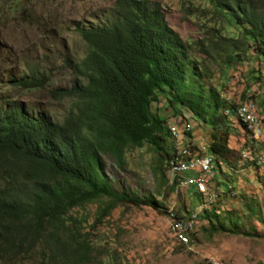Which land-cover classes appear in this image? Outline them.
I'll return each instance as SVG.
<instances>
[{
    "label": "trees",
    "instance_id": "16d2710c",
    "mask_svg": "<svg viewBox=\"0 0 264 264\" xmlns=\"http://www.w3.org/2000/svg\"><path fill=\"white\" fill-rule=\"evenodd\" d=\"M201 1L204 36L195 42L182 39L168 25L158 0H114L91 21L74 22L71 27L84 45V54L73 63L63 61L74 75L72 86L52 91L71 101L61 121L30 103L0 98V264H105L104 259L95 262L93 246L70 212L101 203L93 226L117 204L165 213L153 196L117 192L104 175L103 156L122 167L127 150L143 147L158 155L163 184H168L166 170L174 174L168 185L171 191L179 185L173 168L186 159L183 151L210 157L212 168L205 183L220 196L210 205L202 202L210 192L192 190L197 206L204 204L199 218L206 220L211 235H253L244 230L245 220L219 206L231 191L222 189L216 175H226L223 164L234 167L232 143H241L238 161L251 156L256 139L235 110L244 102H254L222 98L223 84H213L212 72L198 62L195 52L227 69L253 63L246 73L248 80L264 88V0ZM27 4L0 0V16L10 13L23 21L30 17L24 11ZM47 78L43 64L24 61L6 86L41 89ZM260 92L259 107L264 111V91ZM183 111L209 128L203 145L190 140L192 130ZM242 152L247 158L240 156ZM200 173L195 171L183 187H196L193 180ZM244 205L249 219L255 211ZM172 213L176 216L177 211ZM179 219L189 216L180 214Z\"/></svg>",
    "mask_w": 264,
    "mask_h": 264
},
{
    "label": "rangeland",
    "instance_id": "374dc122",
    "mask_svg": "<svg viewBox=\"0 0 264 264\" xmlns=\"http://www.w3.org/2000/svg\"><path fill=\"white\" fill-rule=\"evenodd\" d=\"M158 1L162 3L168 25L182 39L195 42L204 36L200 29V17L205 4L201 0ZM26 2L28 4L24 6L25 13L31 18L46 19L50 26L40 31L45 37L41 39L34 27L21 25L18 19H13L12 14L7 13L2 18L0 16V72L5 70L6 63H12V68L17 71V65L22 60L39 62L46 69L48 82L41 90L19 91L8 88L4 93L2 86L5 85L7 76L1 74L0 98L31 102L46 109L56 120L61 121L69 111L71 101L55 95L52 91L72 86L74 75L68 67L63 66V61L73 63L80 60L84 54V45L73 31H63L55 25L66 26L71 21H91L93 17L96 18L112 7L114 0ZM193 55L191 52V56ZM195 57L199 63L210 69L213 84H223L220 90L225 91L221 94L222 98L229 97V100L235 103L252 100L256 107L261 131L257 137L251 132L256 139H253L255 146L251 156L247 158L245 153L243 158L248 161H238L241 143H232L234 152L230 160L234 167L223 164L222 170L226 175H216L222 189L227 190L230 187L231 191L219 200V206L234 213L242 222L245 220L244 230L253 235L247 237L222 232L211 235L206 220L199 218V210L204 204L197 206L198 199L192 190H181L179 185L174 191L169 190L171 172L166 170L165 179L168 184H163L160 172L157 171L158 155L143 147L127 150L122 167H118L111 157L103 156L104 175L117 192H133L138 197L151 195L160 202L166 212L160 213L145 206L137 208L129 204H117L107 216L93 226L101 203H88L73 209L70 215L79 220L81 232L87 234L93 246V254L97 257L95 262L104 259L105 264H264V111L259 107L263 93L260 89L264 91V88H258L257 84L254 85L248 80L246 73L254 67L251 65L253 63L234 65L227 69L201 53L195 52ZM242 95L245 96L244 99ZM182 114L192 130L190 140L203 145L209 128L192 120L189 112L183 111ZM173 120L170 118L168 124H172ZM239 135L242 136L240 132ZM253 161L255 164L251 165ZM194 173L182 174V178L191 179ZM190 187L193 188H183ZM208 187L212 188L210 185ZM218 189L220 193L223 192L221 188ZM207 191L212 192L208 189ZM217 199H209L207 196L203 197L202 202L213 205ZM244 203L255 211L249 219H246L248 210ZM195 208L198 212L193 218L196 222L194 235L187 243L182 242L171 230L167 215L170 211L191 214L196 212Z\"/></svg>",
    "mask_w": 264,
    "mask_h": 264
},
{
    "label": "bare ground",
    "instance_id": "6f19581e",
    "mask_svg": "<svg viewBox=\"0 0 264 264\" xmlns=\"http://www.w3.org/2000/svg\"><path fill=\"white\" fill-rule=\"evenodd\" d=\"M229 113H230V111L226 110V114H229ZM235 114H236L238 120L242 121L243 123H245L247 125L246 127L250 130L249 132L250 133L253 132L254 137H257V135L261 131V129H260L261 125L259 122V118L257 115L255 105L251 102H244L240 106L237 107V109L235 110ZM176 135L177 134L174 132L175 137H176ZM180 150H183V149H180ZM183 154H184V157L186 156V159L184 158V161L182 162V164L181 163H180V165L177 164L178 166H175L173 168L177 172H182V174L189 173V172H195V171H186V163H197V158H204V161H210L211 162V158L207 157V156H201V157L195 156L194 157V156L190 155L189 153H187L185 155L184 151H183ZM242 157H245V153H243ZM211 168H212L211 163L203 164V170H199V172H202V173H200L202 175L197 176L196 178H194L195 180H193V182L196 186L198 184H201L202 186H206L205 174L208 173L211 170ZM171 176H174V174H171ZM177 176H179V175H177ZM185 182L186 181H183V185L185 184ZM213 193H215V192L209 193V196H208L209 199L214 200L215 198H217V196L214 195ZM167 216H168V220H169V226H170L171 230L174 232V234L176 235V237L179 240H181L182 242L187 243L188 240L191 239L192 234L194 232L193 230L195 227V222L192 220V223L190 226L189 219H183V220L178 219V225H177L176 221L173 219L174 214L171 211L169 212V214Z\"/></svg>",
    "mask_w": 264,
    "mask_h": 264
},
{
    "label": "clouds",
    "instance_id": "9594fccd",
    "mask_svg": "<svg viewBox=\"0 0 264 264\" xmlns=\"http://www.w3.org/2000/svg\"><path fill=\"white\" fill-rule=\"evenodd\" d=\"M26 1H27V0H26ZM18 22H19L21 25L25 26V27H34L35 30H37V35H38L41 39H43V38H45V37L41 34L40 31L50 26V24H49V23L46 21V19H44V18H43L42 20H39V19L36 18V17H34V18L26 17V18L23 19V21H18ZM74 22H76V21L68 22L66 26H60V25H55V26H57L58 28H60V29L63 30V31H67V32H68V30L73 31L71 26H73V23H74ZM82 22H84V21H82ZM70 27H71V28H70ZM68 28H69V29H68ZM42 47H43L44 50H46V46L43 45ZM24 61H26V60H22V62L18 63V65H17V71H15L14 68H12V63H6L7 66H6L5 70H3V71L0 72V75H1V74H4L5 76H7V77H5V85L2 86V87H3V90H4V93H6V92L8 91V88L11 89V90H18V88H14V87L6 86V85L8 84V81H9V78H10L11 75H13V76H17V73L20 71L21 65H22V63H23ZM4 64H5V63H4ZM12 72L15 73L16 75L13 74ZM8 85H9V84H8ZM41 89H44V88H41ZM41 89H34V90H41ZM34 90H25V91H34ZM19 91H23V90H19ZM10 100H11V98H10ZM19 101L25 102V101H23V100H19ZM25 103H30V104H32L31 102H25ZM32 105H34V106H36V107H39V106L36 105V104H32ZM40 108H42V107H40ZM43 109H44V108H43ZM45 110H46V109H45ZM46 111H47V110H46ZM227 111H230V110H227ZM225 112H226V110H225ZM49 114H50V113H49ZM50 115H51V114H50ZM51 117H52L54 120H56L52 115H51ZM57 121H58V120H57Z\"/></svg>",
    "mask_w": 264,
    "mask_h": 264
},
{
    "label": "built area",
    "instance_id": "2783aa9c",
    "mask_svg": "<svg viewBox=\"0 0 264 264\" xmlns=\"http://www.w3.org/2000/svg\"><path fill=\"white\" fill-rule=\"evenodd\" d=\"M205 163H211V162L210 161H204V158H197V163H186V171L203 170V164H205ZM176 175H179V185H180L181 189L194 190L195 192L202 193V194L207 193V186H202L201 184H198L194 188H183L184 179H189V178H182V172L176 171ZM213 194L216 195L217 197L220 195L219 193H213ZM197 212H198V209L196 208V212L188 214L190 226L192 223V218H194V216L197 215ZM180 214H184V213L177 212L176 216L173 217V219L176 221L177 225H178V219L180 217Z\"/></svg>",
    "mask_w": 264,
    "mask_h": 264
}]
</instances>
